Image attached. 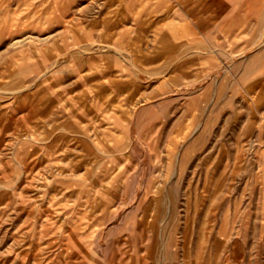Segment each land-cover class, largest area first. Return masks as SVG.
<instances>
[{
	"label": "rangeland",
	"instance_id": "rangeland-1",
	"mask_svg": "<svg viewBox=\"0 0 264 264\" xmlns=\"http://www.w3.org/2000/svg\"><path fill=\"white\" fill-rule=\"evenodd\" d=\"M95 1L0 0V141L11 148L37 142L16 170L25 181L36 179L39 224L36 231L24 224L0 230V264H91L62 263V235L76 232L52 237L40 229L51 218L46 192L61 199L72 189L65 186L78 185L103 192L97 211L110 215L102 230L87 232L91 240L143 242L109 248L134 255L117 264H264V0H191L196 6L185 12L195 19L192 31L166 42L161 0H136L134 8L126 0ZM105 11L111 22L98 24L101 37H89L88 20ZM60 14L65 22H52ZM73 31L87 35L74 39ZM36 63L48 67L45 74L34 71ZM56 72L64 80L101 81L103 114L107 108L115 118L101 119L100 134L64 133L78 120L61 118L69 113L61 92L48 111L58 122L30 118L51 96L32 79ZM78 175L86 178L77 184ZM20 185L30 184L5 191L0 183V212L18 210L24 220L30 209L14 192Z\"/></svg>",
	"mask_w": 264,
	"mask_h": 264
},
{
	"label": "crops",
	"instance_id": "crops-1",
	"mask_svg": "<svg viewBox=\"0 0 264 264\" xmlns=\"http://www.w3.org/2000/svg\"><path fill=\"white\" fill-rule=\"evenodd\" d=\"M59 1L60 0H51L52 4H56ZM61 1L64 2V0H61ZM67 1L68 2L65 4L69 6H86L87 4H91L95 0H67ZM100 1L101 2L104 1V4H108L109 6H115L117 4V0H100ZM136 2H137L136 0H126L125 5L127 8L129 7L134 8L135 6H137ZM195 6L196 5L191 0L189 1L188 0H161V12L164 15L163 24H161V26H164L169 32V33L162 32V28H161V40L166 42L167 39H170L169 41H171V38L177 37L176 33L179 30L191 32L192 23L193 21H195V19H193L191 15L188 16L185 11H187L188 9H190L189 11H191L192 7H195ZM108 13H109L108 11H105L103 12L100 18H94L93 20H90V19L88 20L89 23L93 24L94 26V30L89 31L90 33H88L89 37H92V38L101 37V27H99L98 24H101V22L105 20V17H107L106 15ZM61 17H62V14L57 15L54 18V21L52 22L56 24L65 22V18L63 17L61 18ZM105 21L111 22L110 19L108 18H106ZM65 32L66 31L64 32L62 31L60 35H62ZM170 32H172L173 35ZM79 33L73 31L72 36H69V37H72L75 39L80 36L87 35V34H84L83 32L80 34ZM181 48L182 47H180L179 49L181 50ZM193 48L194 47H186L185 51L190 49L189 53L197 52V51H193L196 49V48L194 49ZM36 64L38 68H35L34 71L36 73L44 71L41 75L45 74V70L47 71L48 67L44 69L43 68L44 64H41V63H36ZM60 76L61 75L56 72L54 74V78H50V79L47 78V79L41 80L39 79V77H35L34 79H32L31 86L34 85V83H38L36 87L42 88L41 89L42 91H45L47 95L51 94V96L53 97L48 96L46 100L44 99L45 101L41 100L42 102L41 104H43L44 102V104L46 105V107L44 108V111L40 113L36 111H31L35 113L30 114L29 115L30 118L33 120L34 119L37 120V119H43L42 117H44L47 120H49L50 118L53 117L52 119H55L56 122H58L60 118L56 117L55 112L53 111L49 113L48 111L50 110V108H53V107H54L53 110L56 109L55 104L58 102L55 103L54 93L59 95V93L61 92L63 94L62 98H64V100L66 99L65 101L68 103L67 108L69 109V113L67 115L64 114L61 118L78 120L77 126L71 127L70 129L72 130L69 129V131L64 132V133L66 135L67 134H80L81 135V134H86L87 132L93 133V134H100L101 133V119L103 117H107V119L115 118V116L112 115V112L107 110V108H104V112H106V115L103 114L102 103H101L102 96L100 94L101 92L98 89L96 90V87H101V84H100L101 81L77 80L75 78L64 80ZM122 82L123 81H120L119 83H122ZM109 83H110V88L118 86L117 81H109ZM0 86H4V84L2 83L0 84ZM84 88H89V89L87 91ZM112 92L116 93L117 90L113 89ZM76 95H78L79 97L78 101H76L77 99ZM110 97L114 98L115 96L113 95ZM51 103L52 104L55 103V104H53V106L51 107ZM0 105L2 104L0 103ZM20 110H21V112H19L20 115L21 114L22 116L28 115L27 112L23 111L22 109ZM4 111L5 110L0 109V115L4 113ZM71 121L73 122V120ZM113 123H110L109 125L111 126L113 125ZM37 125L38 124L36 123L35 127ZM48 125H50V123H48L47 121V126ZM114 125H116V123H114ZM4 134L5 132L0 133V140L4 138L3 136ZM45 149L49 150V146H46ZM11 150L14 152V155H13L14 158L12 157V155L9 154V151ZM36 151H37V142L31 141L30 143H19V144H16L15 148H11V147H8V145L4 141H0V183L4 185L3 189L5 190V188H7V186H9L11 183L21 184L24 182L26 183L28 182L30 184L29 187H26V188H22L23 186L20 185L19 188L15 187V190H14L16 194L17 193L23 194L22 196L23 200L25 204L29 206L28 208L30 209L28 217L25 216V214H27L28 212H23L24 213V220H23V215H21L22 213L19 212L18 210H14L13 213H10V212H7V210L5 209L3 212V215H2V212H0V215L4 217L3 221L0 223L1 225L0 230L8 229V230H13V231H20L22 229L23 224H24V227L28 228L29 230L36 231L39 229L38 228L39 224L36 222V215L38 214L37 208H35L36 200H34L36 198V189L34 185H32V183H35L34 180L36 181V179L35 177L31 176L29 177L30 178L29 180L25 181V177L22 178L20 174H17V170H16V168L18 169L22 168L23 161L25 160L22 155L25 156V152L31 155L32 153ZM2 167L4 168V170H1ZM70 177L72 178V176ZM83 178H86V177L82 175H78V176H75L74 181L75 183L78 184V183L83 182ZM64 182H67V181H64ZM94 182L95 181H93V183ZM64 188H72V189L66 190V191L62 190L63 192H62L61 199L60 197H58L59 198L58 199L55 196L54 191L46 192L47 196H46V203H45L46 205L45 213L47 216L51 215V218L49 219L50 222L42 223V227L40 228L41 230H46L47 232H51L52 237L59 234L60 231L76 232L75 234L72 235V239H70L71 238L70 234H68L66 238H65L66 234L62 235L63 236V238L61 239L62 246L67 248V252L63 253L62 263H66V262L73 263L76 260H79L81 262L83 260V262H87L91 264H117L120 260V257H122L123 255H125V257H130L131 259H133V256H134L133 254H123V255H119L117 253L113 254L112 250H109V248H116L118 246L125 247V248H128V247L133 248L135 246L140 247L143 245V242L138 241V240L134 241L131 238L114 239V238H106V237H104L102 240L97 239V242H95L94 240L90 239L91 234L87 233V232H94V231L102 230L103 226L108 225L110 222V215L107 214L105 216H102L97 211V209L100 208L99 199L102 197L103 192L95 191V190L89 191V190L84 189L83 186H79V185L78 186H65ZM109 198H117V194L114 193L113 196H109ZM15 203L19 204L17 201H15ZM12 215L13 217H11ZM28 219L30 220L29 222H27ZM83 232H86V234ZM97 245L99 246V250H94L93 248H96L95 246ZM14 246H16V243H14ZM90 246L93 247L92 253L90 250L89 252L87 251L84 252L83 250H81L82 247L85 249ZM76 248H78V250H76ZM141 253L139 252L135 256L138 258L142 257L141 259H143L144 254L140 255Z\"/></svg>",
	"mask_w": 264,
	"mask_h": 264
}]
</instances>
